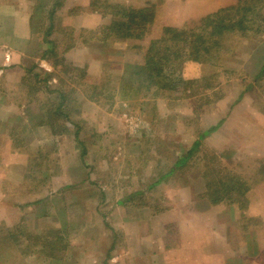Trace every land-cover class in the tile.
<instances>
[{
	"label": "rangeland",
	"instance_id": "1",
	"mask_svg": "<svg viewBox=\"0 0 264 264\" xmlns=\"http://www.w3.org/2000/svg\"><path fill=\"white\" fill-rule=\"evenodd\" d=\"M29 1L34 4L32 0ZM52 1L54 0L42 1L44 2L43 7H38L42 4L38 0L35 3V7L37 6V8L34 7L32 9L28 7V9L23 10L32 14V27L35 28L39 38L43 40L41 47L47 54L42 58V62L38 61L40 59L38 57L15 58L10 56L8 58L11 49L18 48L20 50L32 51L35 46L33 42L27 40H8L6 35L9 29L12 32L14 25L12 26V23L4 24L0 19V84L5 86V84L12 85L16 82L18 86L16 95L25 97L27 93L24 89V83L33 82L34 85H32L31 91L34 98L44 97L46 93L44 88H46L47 94L49 93L48 96L52 97H58L59 94H65L66 98L82 97L91 92L92 84L96 85L95 93L97 99L96 105L93 107L96 115L89 118L88 112L81 111L80 117L82 121L77 125L72 119H78L79 117L75 114L76 112L71 113V117L65 116L66 123L64 124L68 128L77 127L76 129H79V138L87 144L89 142L93 143L91 160L94 163V168L96 167V169H90L92 170L90 176L93 178L104 176L106 171H109L111 177L121 173L120 176L125 178L130 173L133 174L132 176L129 175L131 182H135L138 176L143 181L142 173L136 174L137 168L141 167L139 164L142 163L144 156V153H141L142 148L140 152L137 151L136 147L138 145L145 147V156L147 157L152 153H147L146 145L152 146V143L156 140H165L172 136H176L175 141L189 147L197 140L199 134L217 125L215 131L199 142L200 145L191 158L192 164H190L187 171L183 170L184 175L192 181L191 185L186 186L188 188V197L183 198L181 196L182 200H177L173 197V201L172 199L169 200L167 195L161 196V198L164 199L163 202L167 205L173 202H175L173 204L179 205L182 203L183 205L190 202L189 197L191 194L194 196L202 195L205 198L208 192V184L214 190L217 184L212 183L216 180L223 181L225 178L233 181V177L238 176V182L241 183L240 190L244 192H247L249 188L253 190L251 191V200L255 196H258L256 200H252L254 206L251 208V213L254 216L246 215V210H243L245 208V201H243L240 202V208L236 209V212L240 213L239 216H235L236 221H231L230 225L222 224L220 227L223 230L224 228L227 229L230 233L232 232V224L235 227L242 226L243 228V225H246L248 228L260 230L263 223L262 217L259 214H262L264 208V78H259L258 81L253 80L252 76L258 71L251 66L245 68L242 65L248 57L244 48H250L249 45L245 44H249L253 39L247 42L246 36H241L239 32H236L234 34L236 36H231V38L225 40L224 45L221 47V53L217 57L210 58L205 63L189 61L184 64L182 70L183 77L194 80L185 92L181 89V91H169L154 96L153 91L146 92L140 90L137 81L131 73L134 65H141L142 61H144V47H139L138 51L134 50V52L125 55V53L121 54L120 50L124 42L122 44L120 39L112 38L107 39L106 44L105 41H102V37L104 29L110 23V20L116 16L117 11L129 7L136 8L145 2V6L148 3L151 5L154 2L155 7L152 5H147L146 7L151 9L150 12L154 16L163 18L167 17V12H169L168 7L165 5L168 0H100V2H107L98 5L101 11L98 12L102 16L91 15L89 10L84 15L86 16V21H91L94 24L93 29L73 27L72 23H76V18H65L66 15L72 16L73 14H64V11H61L55 17L58 24L55 25V30L51 31L49 35H45L49 22L48 12H50V9H47L45 5L50 6ZM169 2L173 3L172 6L182 5L193 6L195 9H206L204 11L209 10L208 15H211L214 9L212 8L213 5L218 4L220 6L219 9L228 8L236 5L238 0H169ZM255 2L258 14L251 18L250 27L245 31L248 33V37L250 35L264 34V0H255ZM23 4L28 5V2ZM104 5L106 6L105 9L103 8ZM92 16L94 17L92 18ZM198 20L193 18L189 24L192 26L188 27H193L194 29L198 26L200 27L201 23L200 21L197 23ZM19 28L22 29V27ZM154 31L155 33H162V29L158 27ZM149 33L152 34V32ZM44 40H47V42H44ZM236 44L239 45L236 47ZM3 62L7 64L6 67L2 66ZM41 64L48 68L49 71H45L46 69ZM16 65L19 67L24 66L26 70L31 67V70L34 69V71L28 74L22 68V72L19 71L16 74L13 73V75L5 72V69ZM19 69L21 67L16 68L15 71L17 72ZM20 74L22 75L19 77ZM263 74L264 69L260 75L262 76ZM10 92V95H13L15 91L11 90ZM240 93H243L241 97H239ZM0 95L8 96V89H0ZM243 96L245 97L242 99ZM240 99L242 100L240 101ZM39 102L31 106H11L10 109L12 112H16V114L22 116L24 121L28 117L30 118L32 112L40 110ZM68 104L69 102H65L66 107ZM24 108L27 109L26 112ZM9 112L6 106H0V117L7 119ZM83 113L85 114L84 116H82ZM25 124L27 122L24 125L22 122L18 125V129L22 130L24 134L26 129L29 128L27 134L31 136L32 132H34L35 139L38 135V129L36 127L30 128L27 125L25 126ZM27 134H25L26 137ZM51 140L50 138L47 144H51ZM36 144L39 145L40 143L36 142ZM121 146H126L127 149L124 151V148H120ZM128 150L130 151L128 152ZM56 151V153L50 152L48 159H45L41 153H37V155L34 153V162L30 170L35 168L38 170L37 173H40L42 167L48 166L49 173L52 175L56 170L52 167L56 163L54 159L57 158L58 153L62 152V150L61 152L59 150ZM127 152L129 158L126 156ZM19 154L21 155L18 151ZM139 154L140 158H138ZM70 155L74 158V161H72ZM62 157L61 162L63 163L67 162L72 165L76 163V153L71 154L69 148L64 150ZM86 160L87 158H85ZM202 166L204 167L201 168ZM122 172L126 173L122 174ZM142 172H147L146 166ZM103 179L101 178V180ZM254 181H256V184L252 183ZM182 185H172L169 183L163 187L160 186V190H157V193L175 192L176 194V191H178L177 193L180 192ZM130 187L132 188L129 184ZM133 187L136 188L137 186L134 185ZM145 187L143 185V189ZM52 188L50 185V192L53 190ZM66 191L70 192L68 189ZM237 194V191H233L229 199L235 200L236 198L238 200ZM156 197H158L157 194ZM176 197L178 198V196ZM227 202L228 200L225 199L222 203L228 205L229 203ZM219 206H212L214 210L209 212V219L206 220L205 224L209 225L208 235L210 236L204 240L206 242L208 239L207 243L209 247L203 248V252L211 251L214 254L218 252L220 254L236 255L235 259L237 261H243L245 260L244 255L247 250H245V245L241 242L235 249L223 242V249L221 248L220 240L224 241L223 230L220 232L218 225L220 219L219 221L216 220L217 215L224 213L222 214L223 217L227 212L222 206ZM7 213V211H1L0 215V228L2 231L0 234V248L8 246V230H6L8 228L6 227L9 226L10 217ZM228 237L232 238L231 235ZM216 241L220 244H217ZM76 250L79 253L76 256L77 258H75V262L78 259L79 262L75 264H90L88 260L91 258L86 254L81 255V252H88L89 249L85 250L81 248L73 251L77 252ZM27 251L24 254L22 250L14 248L11 250V260L15 259L16 263L23 256V261L27 260L28 264H55V261L52 263L47 253L52 252L54 253V257H56L61 252L60 250L49 248H29ZM64 252H67L66 254L70 253L66 249L62 253ZM9 254L10 249H8L6 264H10ZM24 257H27V259H24ZM211 259L209 264H217L214 258L211 257ZM66 262V264H71L67 260ZM110 264L124 263L118 259L117 263L112 261Z\"/></svg>",
	"mask_w": 264,
	"mask_h": 264
},
{
	"label": "crops",
	"instance_id": "2",
	"mask_svg": "<svg viewBox=\"0 0 264 264\" xmlns=\"http://www.w3.org/2000/svg\"><path fill=\"white\" fill-rule=\"evenodd\" d=\"M32 1L34 4L29 0H0L1 22L14 25L12 32L11 29L8 30L7 39L11 41L27 40L33 42L35 46L33 48L32 45V51L18 48L11 49L13 51H9L8 58L10 56L15 58L38 57L40 58L38 61L42 62V58L46 55L44 53L46 51L41 47L43 40L39 38L35 28L32 27V14L23 11L28 7L32 9L35 7L38 0ZM25 2H28V5H24ZM43 3L38 7H43ZM99 4H102L100 0H54L50 6L45 5L47 9L52 10L55 8L57 10L52 15L51 20L48 18V26L51 23L53 26L51 31L55 30V25H58L55 17L61 11H64V14H73L72 16L66 15L65 18H76V23H72L73 27L93 29L94 24L91 21H86L84 15L89 10L91 15L102 16L97 9ZM145 4L146 2L139 7L143 8V6L150 5V3L146 6ZM154 4V2L151 3L152 6ZM172 4L169 0L166 2L165 5L169 9L167 17L154 16L148 32L142 37L120 39L121 43L124 42L125 44L120 47L122 52L120 53L128 55L134 50L138 51L139 47L145 49L150 40L157 39L161 35L155 33L154 30L157 27L160 29H163V27H184L188 29V26H192L189 24L193 18L201 20L209 14V10L204 11L206 9H195L193 6L182 5V7L172 6ZM212 8H214L212 11L215 12L220 6L216 4ZM199 20L197 23H199ZM19 27H22V29ZM149 32H152V34ZM232 36L236 35L233 34ZM249 37L251 38L249 39ZM249 37L246 38L248 39L247 42L253 40L249 44H245L249 45L250 48H244L248 57L242 65L245 68L250 66L255 68L258 74L254 73L252 79L258 81L259 78H264V74L260 75L264 69V34L250 35ZM238 45L236 44V47ZM6 65L3 62L2 66L6 67ZM20 67L21 69L16 72V68ZM20 67L17 65L10 66L8 69L4 68L6 70L4 71L13 75V73L16 74L19 71L22 72L23 69L26 70L24 66ZM42 67L46 69L45 71H49L45 66L42 65ZM31 71H34V69L31 70L30 67L25 72L30 74ZM24 84L27 93L25 97L16 95V89L18 88L16 82L12 85L5 84V86L0 84V89H8L9 94L8 96L0 95V106H6L10 111L7 114V119L0 117V215L1 211H7L10 217L9 226H4L8 228L6 229L8 230V246H3L10 249V264H28L27 260V262L23 261V256L16 263L15 259L11 260V250L14 248L22 250L24 254L28 252L29 248L60 250L59 256L56 257L52 252L47 253L52 263L55 261V264H66V260L71 264L78 263L79 259L75 262V258H77L79 252L73 250L81 248L89 249L88 252H81V255H88L91 258L88 260L90 264H110L112 261L117 263L118 259L124 264H209V261L212 260L211 257L215 259L217 264H264V208L262 214H259L263 223L260 230L248 228L246 225H243V228L242 226L235 227L232 224V232L230 233L225 228L223 230L220 225H230L231 221H236L235 216L240 215L236 212V209L240 208V203L237 205V203L228 201L229 204L225 205L221 201L216 205H211V209L205 205L207 194L206 199L202 195L194 196L191 194L189 197L190 202L183 205L182 203L179 205L173 204L175 202L167 205L163 202L164 199L161 196L167 195L168 199H172V201L173 197L177 200H182L181 196L183 198L188 197L186 186L191 185L192 181L184 175V171H187L190 164H192V155L200 143L193 148L196 140L189 147H186L175 141L176 136L165 140L159 138L160 140L153 142L152 146L146 145L147 153H152L149 157L145 156V147L138 145L136 147L137 151L140 152L143 149L141 153L143 152L144 156L142 163L139 164L141 167L137 168L136 174L141 172L143 181L138 176L135 182H131L129 177L133 174L130 173L125 178L120 176L121 173L111 177L109 171H106L104 176L93 178L90 176L92 174L90 169L94 168V163L91 160L93 143L89 142L87 144L82 141L79 138L77 127L68 128L64 124L66 123L65 116H70L71 113L76 112L75 114L79 117L78 119H72L77 125L82 121L81 111L88 112L89 118L95 116L96 111L93 107L96 105V99L89 97V94L65 99L60 96L52 97L48 96L49 93L47 94L46 88H44L46 92L44 97L34 98L31 91V87L34 85L33 82ZM11 90L15 91L13 95H10ZM242 94L240 93L239 97ZM38 101H40L38 103L40 110L32 112L30 118L28 117L24 121L22 116L10 109L11 106L35 105ZM65 102H69L68 105L70 106L67 105L66 107ZM26 110L24 108L25 112ZM2 114L4 113L2 112ZM84 115L83 113L82 116ZM54 116L55 118L52 119ZM22 122L23 125L27 122L25 126L38 129V135L35 139L34 132L31 136L27 134L29 128L26 129L24 134L22 130L18 129V125ZM92 133L94 132L92 131ZM211 133L200 139L201 134H199L197 140L200 142ZM25 134H27V137ZM50 138L52 139L51 144H47ZM36 142L40 144L37 145ZM163 142L164 144H162ZM66 148L70 149L71 154L76 153V163L73 165L61 162ZM120 148H124V151L127 149L126 146ZM56 150L60 152L62 150V152L58 153V160L57 158L54 159L56 163L52 167L56 170L52 175L49 173L48 166L42 167L40 173H37L38 170L35 168L30 170L34 162V153L35 155L41 153L45 159H48V154L50 152L56 153ZM18 151L21 155H18ZM128 152L126 156L129 158ZM85 158L88 161H85ZM138 158H140V154ZM71 159L74 161L72 156ZM149 160L151 161L148 162ZM145 166L147 168L146 173L142 172ZM180 171L183 175L179 173ZM124 173L126 172H122V174ZM101 178L104 179L101 180ZM233 181H239L238 176H234ZM169 183L172 185L183 184L180 192L177 193L178 191H176V194L175 192L157 193L160 186L163 187ZM252 183L256 184V181ZM129 184L132 188H129ZM50 185L53 187L51 192ZM134 185L137 187L134 188ZM143 185L146 186L144 189ZM249 190L250 188L247 192H243L242 198L245 201L243 210H246V215L254 216L251 213V208L254 206L252 200H256L258 196L251 200V191L253 190ZM156 194L158 197H156ZM237 195L241 198L239 194ZM212 206H222L227 212L223 217L222 214L224 213L217 215L216 220L219 221L220 219L218 222L220 232L223 230L224 241L220 240L221 248L223 242L233 249L239 246L241 242L247 250L246 254H243L245 260L237 261L235 259L236 255H226L218 252L214 254L211 251L203 252V248L209 247L208 239L206 242L204 240L210 236L208 235L209 225L205 223L209 219V212L214 210ZM230 235L232 238L228 237ZM220 243L217 242V244ZM64 249L69 250L70 253H62ZM24 259H27V257H24Z\"/></svg>",
	"mask_w": 264,
	"mask_h": 264
},
{
	"label": "trees",
	"instance_id": "3",
	"mask_svg": "<svg viewBox=\"0 0 264 264\" xmlns=\"http://www.w3.org/2000/svg\"><path fill=\"white\" fill-rule=\"evenodd\" d=\"M105 7L104 5L103 8L105 9ZM97 9L100 11V8ZM256 9L255 0H238L237 4L232 7L218 9L211 15L203 17L199 20L200 27L198 26L196 29L163 27L159 38L150 40L146 46L142 64L134 65L131 70L140 90L153 91L154 96L169 91H181V89L185 92L194 80L183 77L184 64L189 61L205 63L210 58L217 57L221 53V47L225 40L231 38L236 32H239L241 36L248 37V33L245 31L250 27L251 18L258 14ZM55 11V8L50 10L48 17L50 20ZM150 11L151 9L147 7H129L117 11L116 16L104 29L102 41L107 44V39L142 37L148 32L154 18ZM52 27V24L49 23L46 35L51 33ZM44 53L47 54V52ZM91 88L89 97L97 99L96 85L92 84ZM59 96L62 99L66 98L65 94H59ZM216 128L217 125L208 128L201 133L199 139L215 131ZM198 143L199 140H196L193 148ZM212 184L217 185L213 190L208 184V197L205 205H216L225 199L235 204L244 201L242 198L244 191L240 190L241 183L238 181L232 182L231 179L220 181L218 179ZM233 191H237L241 198L238 200L229 199ZM8 249L7 247L0 248V264H6Z\"/></svg>",
	"mask_w": 264,
	"mask_h": 264
}]
</instances>
